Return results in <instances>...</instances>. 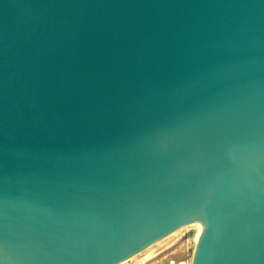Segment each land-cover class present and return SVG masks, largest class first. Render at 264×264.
<instances>
[{
  "label": "water",
  "instance_id": "1",
  "mask_svg": "<svg viewBox=\"0 0 264 264\" xmlns=\"http://www.w3.org/2000/svg\"><path fill=\"white\" fill-rule=\"evenodd\" d=\"M195 219L191 264H264V0H0V264Z\"/></svg>",
  "mask_w": 264,
  "mask_h": 264
},
{
  "label": "rangeland",
  "instance_id": "2",
  "mask_svg": "<svg viewBox=\"0 0 264 264\" xmlns=\"http://www.w3.org/2000/svg\"><path fill=\"white\" fill-rule=\"evenodd\" d=\"M195 235V225H186L145 247L130 257L131 259L120 264H132L135 258L143 257L144 255L154 252L158 253L150 259H147L143 264H156L160 262L169 264L170 260L175 262L181 260L185 261L186 264H191L196 243Z\"/></svg>",
  "mask_w": 264,
  "mask_h": 264
},
{
  "label": "crops",
  "instance_id": "3",
  "mask_svg": "<svg viewBox=\"0 0 264 264\" xmlns=\"http://www.w3.org/2000/svg\"><path fill=\"white\" fill-rule=\"evenodd\" d=\"M157 253L154 252V253H150V254L144 255L143 257L135 258V260L133 261L132 264H143L147 259H150L151 257L156 255ZM129 259H131V258H129ZM156 264H166V263L160 262V263H156Z\"/></svg>",
  "mask_w": 264,
  "mask_h": 264
},
{
  "label": "bare ground",
  "instance_id": "4",
  "mask_svg": "<svg viewBox=\"0 0 264 264\" xmlns=\"http://www.w3.org/2000/svg\"><path fill=\"white\" fill-rule=\"evenodd\" d=\"M186 225H195L196 227V235H195V242L197 243V239H198V235H199V231H200V228H201V223H200V220L199 219H195L189 223H187ZM185 225V226H186ZM196 243H195V247H196ZM195 250V248H194Z\"/></svg>",
  "mask_w": 264,
  "mask_h": 264
},
{
  "label": "built area",
  "instance_id": "5",
  "mask_svg": "<svg viewBox=\"0 0 264 264\" xmlns=\"http://www.w3.org/2000/svg\"><path fill=\"white\" fill-rule=\"evenodd\" d=\"M169 264H186V262L185 261H178V262H175V261H173V260H170L169 261Z\"/></svg>",
  "mask_w": 264,
  "mask_h": 264
}]
</instances>
